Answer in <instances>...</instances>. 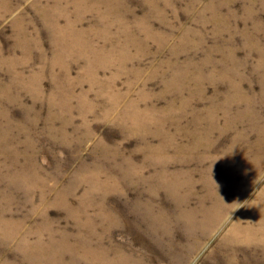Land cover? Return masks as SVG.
<instances>
[{
	"label": "rangeland",
	"instance_id": "rangeland-1",
	"mask_svg": "<svg viewBox=\"0 0 264 264\" xmlns=\"http://www.w3.org/2000/svg\"><path fill=\"white\" fill-rule=\"evenodd\" d=\"M0 264H264V0H0Z\"/></svg>",
	"mask_w": 264,
	"mask_h": 264
}]
</instances>
